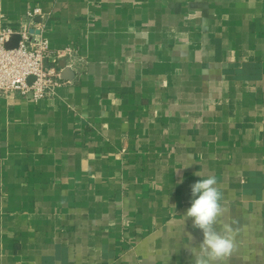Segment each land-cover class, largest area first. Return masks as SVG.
<instances>
[{"label":"crops","instance_id":"0c3cea01","mask_svg":"<svg viewBox=\"0 0 264 264\" xmlns=\"http://www.w3.org/2000/svg\"><path fill=\"white\" fill-rule=\"evenodd\" d=\"M38 8L72 78L0 98V264H194L209 175L230 264H264V0H0L2 24Z\"/></svg>","mask_w":264,"mask_h":264},{"label":"built area","instance_id":"2783aa9c","mask_svg":"<svg viewBox=\"0 0 264 264\" xmlns=\"http://www.w3.org/2000/svg\"><path fill=\"white\" fill-rule=\"evenodd\" d=\"M38 16H43L41 9L28 11L17 29L4 27L0 16V98L19 93L40 101L53 97L65 83L61 76L63 68L55 60L58 51L52 49L50 41L34 24ZM14 35H19L20 40L16 47L9 48ZM31 77L34 79L30 83Z\"/></svg>","mask_w":264,"mask_h":264},{"label":"clouds","instance_id":"9594fccd","mask_svg":"<svg viewBox=\"0 0 264 264\" xmlns=\"http://www.w3.org/2000/svg\"><path fill=\"white\" fill-rule=\"evenodd\" d=\"M194 175L200 176V173ZM190 195V207L186 209L183 219H191L193 228L202 232L198 249H189L195 257L194 264H230L239 252L244 227L237 219H224L226 209L217 178L209 175L197 180L191 185ZM218 222H222L220 231L215 227ZM243 259L247 260V257Z\"/></svg>","mask_w":264,"mask_h":264},{"label":"water","instance_id":"95a60500","mask_svg":"<svg viewBox=\"0 0 264 264\" xmlns=\"http://www.w3.org/2000/svg\"><path fill=\"white\" fill-rule=\"evenodd\" d=\"M37 21H41V18L39 17V18H37ZM33 31V30H32ZM36 33H39V30H36L35 31ZM19 40H20V36L19 35H14L13 37H12V39L10 40V42L8 43V47L9 48H12V47H16L17 46V44H18V42H19ZM63 67H64V70L62 71V74H61V76H62V78L63 79H71L72 78V72H71V69L69 68V67H66L65 66V63H63ZM33 77H31L30 79H29V82L31 83L32 81H33Z\"/></svg>","mask_w":264,"mask_h":264}]
</instances>
